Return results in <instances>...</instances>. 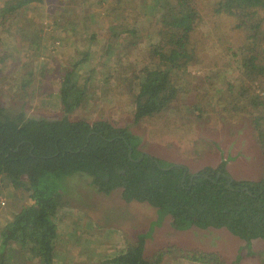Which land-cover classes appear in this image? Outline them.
Wrapping results in <instances>:
<instances>
[{"label": "rangeland", "instance_id": "1", "mask_svg": "<svg viewBox=\"0 0 264 264\" xmlns=\"http://www.w3.org/2000/svg\"><path fill=\"white\" fill-rule=\"evenodd\" d=\"M12 1L19 0H0V16ZM219 1H199L201 21L190 37V47L199 61L186 72L183 68L176 72L171 87L174 94L181 92L180 96L153 117L135 118V79L143 71L139 62L148 60L153 48L165 43L167 31L157 23L162 14L157 0H41L17 15L19 20L15 16L0 20V98L14 113L62 119L65 113L58 79L90 48L89 67L81 69L80 81L87 80L93 67L96 76L88 82L89 92L81 104L68 115L71 120H104L128 129L142 140L147 154L185 166L192 174L225 164L237 180H264V107L249 101L238 105L233 99L242 82L251 83L253 94L263 96L264 77L250 81L240 70L237 52L246 55L245 32L237 29L233 16L214 15L213 6ZM256 15L262 27L255 34L264 40V10L259 8ZM24 16H28L27 21ZM43 24L46 28L41 35L33 33L37 35L35 44L33 38L26 39L19 32V28L31 30ZM72 25L74 31L69 27ZM110 27L121 34L117 39L121 46L111 56H103ZM135 29L139 35L133 39L122 34ZM94 32L98 34L95 41L101 40L98 44L89 41ZM91 182L82 175L68 180L66 205L57 215L59 264H104L129 245H136L140 236L146 237L144 254L151 262L161 256L165 264H211V254L222 258L224 264L264 261L262 239L248 246L226 229L176 230L172 218H161L156 208L126 202L121 190L110 195L99 193ZM29 204L28 192L1 180L0 248L1 233ZM8 262L38 264L36 258L17 247Z\"/></svg>", "mask_w": 264, "mask_h": 264}, {"label": "trees", "instance_id": "2", "mask_svg": "<svg viewBox=\"0 0 264 264\" xmlns=\"http://www.w3.org/2000/svg\"><path fill=\"white\" fill-rule=\"evenodd\" d=\"M40 1L9 2L2 9L0 20L11 16L19 20L21 16L17 15ZM199 1L157 0L159 12L165 16L158 17L157 23L165 27L167 34L161 48L156 45L150 53L152 56L139 62L143 71L135 79L136 120L153 117L169 108L181 93L174 94L172 90L173 76L182 68L186 72L199 61L190 47V37L201 21ZM213 7L214 15L233 16L237 29L245 32L246 55L241 50L237 52L241 57L240 70L250 81L264 77V40L257 39L255 34L262 27V22L255 17L259 8L264 10V0H220ZM27 18L24 16L25 21ZM69 27L74 31V25ZM45 28L43 24L31 30L19 28V32L26 39L33 38L35 44L37 35L33 33L41 35ZM109 32L103 56H111L121 46L117 40L121 34L114 27ZM122 34L133 39L139 31L127 30ZM97 38L94 32L89 41L98 44L101 40L95 41ZM130 44L131 41L127 45ZM90 53V48L87 53H81L72 68L65 69L58 79L59 99L65 113L62 119L31 118L23 112L14 113L0 98V182L8 180L14 189L28 192L30 199V204L1 233L0 264H9L15 247L36 258L38 264L57 263L56 243L60 239L57 215L66 205L64 194L69 191L68 180L76 175L91 178V186L99 193L110 195L121 190L126 202L147 203L157 209L161 218L170 216L176 230L226 229L248 246L254 240H264V180H237L225 164L216 170L209 167L192 174L185 166L147 154L142 140L128 129L104 120L89 123L68 117L81 104L89 92L88 82L96 76L97 69L93 67L87 80L80 81L81 69L89 67ZM239 87V94L233 98L238 105L249 101L253 106L264 107V94L254 95L251 83L242 82ZM233 110L237 112V106ZM145 238L140 236L136 245H129L104 264H159L161 256L155 262L146 258ZM209 257L211 264H224L216 254Z\"/></svg>", "mask_w": 264, "mask_h": 264}, {"label": "crops", "instance_id": "3", "mask_svg": "<svg viewBox=\"0 0 264 264\" xmlns=\"http://www.w3.org/2000/svg\"><path fill=\"white\" fill-rule=\"evenodd\" d=\"M214 251H210L209 253H213ZM215 253V252H214ZM222 259V258H221ZM56 264H59L58 262L56 263ZM62 264H64V263H62ZM159 264H165L163 261L162 262H160ZM258 264H264V261H261L260 263H258Z\"/></svg>", "mask_w": 264, "mask_h": 264}]
</instances>
